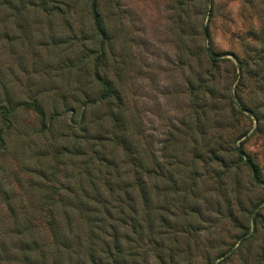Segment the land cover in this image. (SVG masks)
I'll return each instance as SVG.
<instances>
[{
	"label": "rangeland",
	"instance_id": "374dc122",
	"mask_svg": "<svg viewBox=\"0 0 264 264\" xmlns=\"http://www.w3.org/2000/svg\"><path fill=\"white\" fill-rule=\"evenodd\" d=\"M0 264H264V0H0Z\"/></svg>",
	"mask_w": 264,
	"mask_h": 264
},
{
	"label": "trees",
	"instance_id": "16d2710c",
	"mask_svg": "<svg viewBox=\"0 0 264 264\" xmlns=\"http://www.w3.org/2000/svg\"><path fill=\"white\" fill-rule=\"evenodd\" d=\"M92 8H93L92 9V15H93L94 25H95L96 31L98 32L99 35H103L105 31L102 28L101 23L99 22V19H98V16H97V12L95 10V6L93 5ZM101 83L103 84L104 91L107 92L108 91V86H107L106 82L102 81ZM26 105L32 107L33 103H26Z\"/></svg>",
	"mask_w": 264,
	"mask_h": 264
}]
</instances>
